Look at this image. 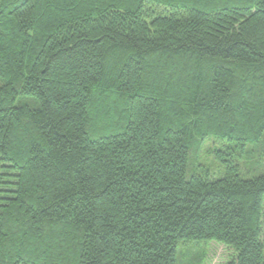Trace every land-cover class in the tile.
Listing matches in <instances>:
<instances>
[{"label":"trees","instance_id":"trees-1","mask_svg":"<svg viewBox=\"0 0 264 264\" xmlns=\"http://www.w3.org/2000/svg\"><path fill=\"white\" fill-rule=\"evenodd\" d=\"M262 142L264 0H0V264H264Z\"/></svg>","mask_w":264,"mask_h":264},{"label":"rangeland","instance_id":"rangeland-1","mask_svg":"<svg viewBox=\"0 0 264 264\" xmlns=\"http://www.w3.org/2000/svg\"><path fill=\"white\" fill-rule=\"evenodd\" d=\"M217 144L212 139H204L193 147L189 153V166L187 173L207 172L211 177H217L222 175L223 168L221 163L214 158V151L217 148ZM258 154V153H257ZM244 154L238 161L239 171L245 176L257 175L264 173V142H262L259 155ZM262 237L264 240V228L262 231ZM179 246V245H178ZM193 252L198 254L204 252V259L201 264H222L224 258L230 252L227 247L215 242H200L198 244L190 243L181 244L177 248V263L181 262L185 264L186 258L191 254V248Z\"/></svg>","mask_w":264,"mask_h":264}]
</instances>
